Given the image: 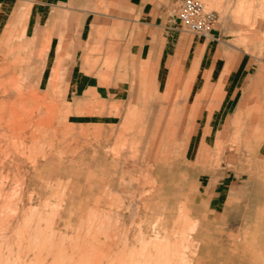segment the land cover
<instances>
[{
  "label": "rangeland",
  "instance_id": "1",
  "mask_svg": "<svg viewBox=\"0 0 264 264\" xmlns=\"http://www.w3.org/2000/svg\"><path fill=\"white\" fill-rule=\"evenodd\" d=\"M200 1L264 60V0ZM35 29L47 30L25 10L0 28V65L37 95L15 131L9 113L24 109L0 97V264H264V240L224 228L213 211L207 171L230 166L221 149L207 154L205 141L221 138L206 131L209 117L181 114L155 84L131 85L129 99V70L95 47L47 58Z\"/></svg>",
  "mask_w": 264,
  "mask_h": 264
},
{
  "label": "crops",
  "instance_id": "2",
  "mask_svg": "<svg viewBox=\"0 0 264 264\" xmlns=\"http://www.w3.org/2000/svg\"><path fill=\"white\" fill-rule=\"evenodd\" d=\"M174 6L175 0H0V28L25 10L30 21L47 29L33 33L48 37L47 58L57 50L95 47L129 70V99L137 98L131 85L146 92L148 84H155L181 114L209 117L206 131L219 132L221 138L205 141L207 154L221 149L223 164L230 166L212 175L207 171L213 211L223 213L224 228L264 240V60L251 58L232 42L219 18L207 36L189 33ZM11 67L0 65L3 80L14 78L21 95L35 92L16 80ZM50 85L48 79L47 99H52ZM247 115L260 119L246 120ZM233 131L263 134L260 139L225 138Z\"/></svg>",
  "mask_w": 264,
  "mask_h": 264
},
{
  "label": "built area",
  "instance_id": "3",
  "mask_svg": "<svg viewBox=\"0 0 264 264\" xmlns=\"http://www.w3.org/2000/svg\"><path fill=\"white\" fill-rule=\"evenodd\" d=\"M174 13L186 31L207 36L218 24V15L200 0H175Z\"/></svg>",
  "mask_w": 264,
  "mask_h": 264
},
{
  "label": "bare ground",
  "instance_id": "4",
  "mask_svg": "<svg viewBox=\"0 0 264 264\" xmlns=\"http://www.w3.org/2000/svg\"><path fill=\"white\" fill-rule=\"evenodd\" d=\"M4 73H5L4 69L0 68V85L5 86L4 87V89H5L4 92H6V90H7L9 95H0V97H2L3 100H13L15 102L14 104H16V106L18 108H23L24 109L23 113L19 112L16 108L14 110H11V112L9 113V115L12 117V120H11L12 123H11L10 129L15 131V130H17V128H16L17 124H16L14 118H18V117H20V115L22 116V114H28L29 112H30V114H31V112L34 113L37 110L36 109V105H34V101H35L37 95L35 94L34 91L27 92V93H25L23 95H19L18 94L19 90L16 88V87H18V85L15 83L14 78L8 77L7 80L5 81V80H3L4 79L3 78ZM40 110L43 111L44 109L40 108ZM49 110L50 109L48 108L45 111V113L47 114L46 122L50 123L51 122V118H53V115H55V112L54 111H49Z\"/></svg>",
  "mask_w": 264,
  "mask_h": 264
}]
</instances>
